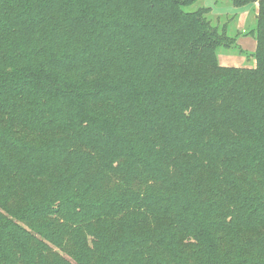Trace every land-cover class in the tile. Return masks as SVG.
<instances>
[{"label": "trees", "instance_id": "obj_1", "mask_svg": "<svg viewBox=\"0 0 264 264\" xmlns=\"http://www.w3.org/2000/svg\"><path fill=\"white\" fill-rule=\"evenodd\" d=\"M200 1L0 0V264H264V0Z\"/></svg>", "mask_w": 264, "mask_h": 264}, {"label": "rangeland", "instance_id": "obj_2", "mask_svg": "<svg viewBox=\"0 0 264 264\" xmlns=\"http://www.w3.org/2000/svg\"><path fill=\"white\" fill-rule=\"evenodd\" d=\"M204 6L210 8L211 15L214 20L218 19L219 21L224 23L228 20L233 19L234 26L231 24L230 29L231 33L233 29L235 30V32L237 31L239 33L237 37V45L249 55L254 54L256 52V40L251 35H247V32L250 31L253 27L252 21L257 10L256 3H249L242 6H236L233 4L232 0H201L194 6L189 7L187 11H196L197 9ZM223 54L232 56V58L239 59L240 63H242V66L247 64L250 66L249 68H254L256 64L255 58L252 62L247 63L248 57L246 55H242L236 52H230L225 48H221L219 50L218 58L220 55ZM231 63L234 64L235 62Z\"/></svg>", "mask_w": 264, "mask_h": 264}, {"label": "crops", "instance_id": "obj_3", "mask_svg": "<svg viewBox=\"0 0 264 264\" xmlns=\"http://www.w3.org/2000/svg\"><path fill=\"white\" fill-rule=\"evenodd\" d=\"M257 12H258V4H257V10H256V12H255V16L253 17V21H252V25L254 24V22H255V17H256V15H257ZM245 57V56H244ZM247 58V57H246ZM219 63H220V65L221 66H224V67H239V68H244V67H250L249 65H244V66H242L241 64L242 63H240V60L239 59H237V58H232V56H229V55H225V54H223V55H220L219 56ZM248 59V60H247ZM246 60H247V63H250V62H252L253 60H254V57H251L250 59L249 58H247ZM231 62H235L234 64H232ZM239 65H241V66H239ZM255 66H256V64H255ZM254 66V67H255Z\"/></svg>", "mask_w": 264, "mask_h": 264}]
</instances>
